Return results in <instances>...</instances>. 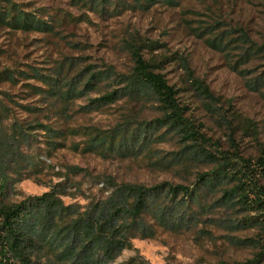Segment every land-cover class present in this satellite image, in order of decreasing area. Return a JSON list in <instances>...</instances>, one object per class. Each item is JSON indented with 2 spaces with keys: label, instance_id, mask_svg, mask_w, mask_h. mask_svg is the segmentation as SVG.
Listing matches in <instances>:
<instances>
[{
  "label": "rangeland",
  "instance_id": "obj_1",
  "mask_svg": "<svg viewBox=\"0 0 264 264\" xmlns=\"http://www.w3.org/2000/svg\"><path fill=\"white\" fill-rule=\"evenodd\" d=\"M16 2H32L26 7L28 11L44 10L47 13L44 20L54 29L52 33H44L0 27V71L36 69L61 79L54 91L63 92L66 89L63 84H69L87 69L91 73L110 70L114 74L109 81L113 90L123 88L124 84L118 81L133 72L129 45L158 43L163 46L153 51L144 49L142 57L164 60L161 73L170 85L182 90L180 101L188 107L190 119L196 125L202 124L206 137L219 142L223 149H231L233 140L240 155L257 156L256 146L241 132L233 116L252 121L259 131L260 142L264 143V82L260 83L264 77V0H176L175 6L155 0L146 10L127 8L116 17L102 16L75 0ZM222 34L221 51L209 42ZM61 66L62 75L58 76ZM67 70L68 79L64 80ZM189 72L209 88L214 101L195 91L187 80ZM87 76L82 78L84 82ZM19 78L15 86L0 84V92L13 96L20 104L48 107L36 116L10 104L11 118L0 122L2 137H10L13 119L32 127L24 126L33 136L29 141L20 142L18 135L9 139L13 152L9 175L13 181L19 179L18 173L22 176L19 183H11L9 202L55 192L65 206H77L79 214L92 211L91 216L99 218L101 208L108 207L118 187L150 189L163 183L191 187L199 175L213 168L185 160L182 145L176 139L149 143L133 155L112 159L82 153L83 130L112 132L128 127L131 131L159 118L160 113L150 101L135 94L92 109L90 101L107 92L104 84L108 82L103 81L95 91L69 100L66 115H57L54 110L60 109L63 101L46 97L42 102L41 97L29 95L23 87L25 83H40ZM76 88H72L73 92ZM36 124L64 131L57 142H64L65 147L51 151L47 157L44 140L49 138ZM75 144H80L77 151L72 147ZM122 149L132 150L129 145ZM36 160L43 163L34 171ZM17 169L18 173H13ZM222 188L217 186L210 192L202 189L199 203L178 211L168 210L161 215V222L154 212H145L139 218L119 215L113 228H124L131 248H125L113 262L106 264H130L133 259L148 264H231L252 258L251 248L236 246L234 241L252 237L254 231L231 229L234 220L240 218L218 202ZM159 202L157 205L166 209L171 206L166 199L160 198ZM106 219L104 216L100 222ZM141 226L145 227L143 235ZM81 247L82 244L78 249Z\"/></svg>",
  "mask_w": 264,
  "mask_h": 264
},
{
  "label": "trees",
  "instance_id": "obj_2",
  "mask_svg": "<svg viewBox=\"0 0 264 264\" xmlns=\"http://www.w3.org/2000/svg\"><path fill=\"white\" fill-rule=\"evenodd\" d=\"M75 1L81 2L89 10L108 17H116L127 8L133 11L146 10L155 3V0ZM163 1L169 6L177 4L176 0ZM31 3L0 0V27L11 31L52 33L54 28L44 20L47 16V13H43L44 10H26V7L32 5ZM223 38L224 34L210 40V46L222 51ZM160 46L163 45L158 43L129 45L134 68L130 76H122L118 81L120 85L124 84L123 88L110 90L112 83L109 81L114 75L110 70L91 73L88 69L84 74L73 77L69 84H63L66 88L63 92L54 91V87L62 82L61 79L41 74L32 68L28 72L11 69L0 71V84L9 83L15 86L21 79L19 77H25V80L34 79L40 84H23V87L28 90L26 93L41 97L42 102L46 101V97H57L58 101H63V105L54 111L57 115H66L69 100L79 98L85 92L95 91L101 82L107 81L108 83L104 84L107 92L90 101L92 109L114 104L125 96L135 94L150 101L160 113V117L141 124L131 131L128 127L115 129L112 132L96 128L85 129L83 130L85 140L82 153H92L105 159H112L133 155L149 143H163L176 139V142L182 145L185 160L210 165L213 167L212 170L199 175L191 187L173 186L169 183H163L150 189L139 186L118 187L112 194V199L107 204L108 207L101 208L99 218L104 216L107 218L102 223L99 218L95 217V219L91 216L92 211L79 214L77 206H65L55 192L44 194L41 197H28L20 202L12 203L8 201V195L12 189L11 183H19L22 181V176L18 173V169L13 173H18L19 179L13 181L9 175L13 155L9 139L18 135L20 142H27L29 138H33L26 131L27 127L32 129L31 125L24 124V122L18 123L13 119L10 137H2L0 134V264H106L113 262L125 248H131L126 233L122 231L124 228H113V221L116 217L130 215L139 218L145 212H154L161 222L163 220L161 215L168 210L178 211L194 202L199 203L202 189L206 188L207 192H210L217 186H223L218 202L240 218L234 220L231 229L254 231L252 237L234 241L236 246L251 248L254 251L252 258L231 264H264V143L259 140V131L252 121L234 114L233 120L236 121L238 128L241 132H245L256 146L257 156L255 157L240 155L233 140H231V149L225 150L219 142L206 137L202 132L203 125H196L188 116V107L181 103L179 95L182 90L170 85L161 73L164 60L157 61L155 57L145 60L142 57L141 52L144 49L153 51ZM247 54L248 52L244 55ZM175 60L185 63L180 58ZM62 69L63 66L59 67L56 73L58 76L62 75ZM68 75L67 70L64 80L68 79ZM85 76L88 78L84 82L82 78ZM191 76L189 72L187 80L195 87V91L214 101L209 88ZM262 82H264V77L260 83ZM74 86L77 88L73 92ZM0 95L2 96L0 122L11 118L10 104L36 116L48 107L47 105L43 107L20 104L12 99L13 96L5 92H0ZM49 107L52 108L53 105ZM35 126L44 131V135L49 138L44 140L48 147L47 157L50 156L51 151L65 147L64 142H57L64 136V131L56 130L47 124H36ZM75 133L77 134L78 130ZM127 145L131 146L130 152L122 149ZM72 147L77 151L80 144ZM42 163V160H36L33 170L40 169ZM74 171L79 172L77 169ZM160 198L170 202L169 209L159 204ZM157 202H159L158 205ZM141 227L143 235L145 227ZM51 233L53 235L49 237ZM80 244L82 247L78 249ZM130 264L148 263L141 260L139 263L133 259Z\"/></svg>",
  "mask_w": 264,
  "mask_h": 264
}]
</instances>
